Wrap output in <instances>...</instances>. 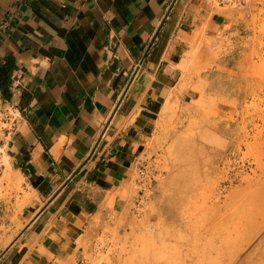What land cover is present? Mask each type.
Masks as SVG:
<instances>
[{"label": "crops", "instance_id": "0c3cea01", "mask_svg": "<svg viewBox=\"0 0 264 264\" xmlns=\"http://www.w3.org/2000/svg\"><path fill=\"white\" fill-rule=\"evenodd\" d=\"M250 20L210 0H0V110L20 111L0 153L21 188L0 194V264H83L120 245L145 193L138 169L179 138L196 90L235 101L219 132L226 148L252 140L264 104L245 102L264 80L244 78ZM212 47L215 65L197 75Z\"/></svg>", "mask_w": 264, "mask_h": 264}, {"label": "rangeland", "instance_id": "374dc122", "mask_svg": "<svg viewBox=\"0 0 264 264\" xmlns=\"http://www.w3.org/2000/svg\"><path fill=\"white\" fill-rule=\"evenodd\" d=\"M258 26L253 28L255 37L248 39L253 44L244 60V78L253 85L257 77L264 80V54L259 52L264 49V25ZM205 46L207 43L200 44L197 53ZM221 50L211 48L208 65L195 60L197 75L215 65ZM247 95L245 107L259 109L258 95L264 96V91L258 94L252 87ZM189 103V112L178 127L173 126L179 138L167 141L155 164L147 166L150 177L145 193L139 192L142 197L138 195L131 203L134 219L130 232L116 236L120 245L86 252L83 264H264V127L255 124L253 139L240 140L256 164L254 172L244 176L242 184L228 187L224 200L213 198L219 194L221 180L217 160L227 143L219 132L224 131L222 122L233 120L235 101L224 104L232 106L229 109L196 90ZM5 157L0 153V163L5 166L0 173V182L5 183L0 187L3 197L21 190ZM139 188L135 186V190ZM100 241L104 245L102 238Z\"/></svg>", "mask_w": 264, "mask_h": 264}, {"label": "built area", "instance_id": "2783aa9c", "mask_svg": "<svg viewBox=\"0 0 264 264\" xmlns=\"http://www.w3.org/2000/svg\"><path fill=\"white\" fill-rule=\"evenodd\" d=\"M216 7L225 10L247 11L251 15L249 25H264V0H210ZM252 17L254 20L252 21ZM260 102L264 104V96L258 95ZM257 98V99H258ZM20 117V111L16 106H8L0 110V141L3 140L11 131L15 130L16 123ZM258 124V127H264V124ZM255 125L251 128L248 137L251 138L255 132ZM252 133V135H251ZM242 141V140H241ZM218 165L221 169V180L219 195L224 197L231 185L241 182L244 176L251 174L256 169L253 158L246 153V147L240 141L225 149L220 157ZM138 176L145 185H147V174L145 166H140Z\"/></svg>", "mask_w": 264, "mask_h": 264}, {"label": "bare ground", "instance_id": "6f19581e", "mask_svg": "<svg viewBox=\"0 0 264 264\" xmlns=\"http://www.w3.org/2000/svg\"><path fill=\"white\" fill-rule=\"evenodd\" d=\"M4 158V157H3Z\"/></svg>", "mask_w": 264, "mask_h": 264}]
</instances>
